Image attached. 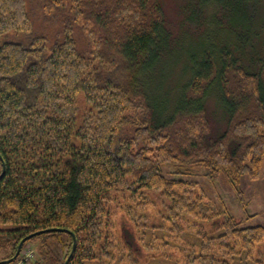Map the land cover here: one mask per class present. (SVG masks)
<instances>
[{
    "label": "trees",
    "instance_id": "obj_1",
    "mask_svg": "<svg viewBox=\"0 0 264 264\" xmlns=\"http://www.w3.org/2000/svg\"><path fill=\"white\" fill-rule=\"evenodd\" d=\"M161 1L0 0V261L66 229L69 264H137L109 234L114 204L153 191L180 221L206 208L198 176L260 178L264 0H185L179 32ZM255 216L223 237L264 242ZM72 246L35 235L24 264H65Z\"/></svg>",
    "mask_w": 264,
    "mask_h": 264
},
{
    "label": "rangeland",
    "instance_id": "obj_2",
    "mask_svg": "<svg viewBox=\"0 0 264 264\" xmlns=\"http://www.w3.org/2000/svg\"><path fill=\"white\" fill-rule=\"evenodd\" d=\"M161 2L167 20L179 32L188 13L183 9L187 2ZM261 11L264 13L263 8ZM80 102L83 99L80 98ZM213 107H209L210 121L222 126L221 119L218 121L219 117L212 113ZM197 178L202 183L197 186L196 192L200 193L201 201L206 206L199 209L197 217L187 213L182 214L183 220L170 219L168 201L153 191L143 192L139 201L124 200L114 204L111 209V229L108 231L117 248L128 249L127 253H132L137 264H210L211 260L207 256L227 258L231 264H264V242L251 247L242 244L240 239L223 237L229 217L239 221L256 215L245 224L264 227V164L258 180L251 181L243 176L235 189L223 176L217 175L212 183L201 176ZM125 208H130V214ZM202 242L205 244L202 245ZM28 246L35 249L34 244ZM4 256L5 253L0 251V260ZM120 264L131 263L126 261Z\"/></svg>",
    "mask_w": 264,
    "mask_h": 264
},
{
    "label": "water",
    "instance_id": "obj_3",
    "mask_svg": "<svg viewBox=\"0 0 264 264\" xmlns=\"http://www.w3.org/2000/svg\"><path fill=\"white\" fill-rule=\"evenodd\" d=\"M0 161L2 163V170H1V173H0V181L4 178V176L6 175V165L4 163V160L2 159V157L0 156ZM50 232H66L68 234H70L72 236V239H73V246H72V251H71V254L70 256L68 257V259L66 260L65 264H69V262L71 261V259L73 258L74 256V253H75V250H76V245H77V238L75 236V234L70 231V230H66V229H49V230H45V231H41V232H38L36 234H32L30 236H27L26 238H24L20 244L18 245V248H17V252L15 254L14 257H12L11 259H8V260H4V261H0V264H11L13 263L14 261H16V259L18 258V256L20 255L22 249H23V246L29 241L31 240L35 235H41L43 233H50Z\"/></svg>",
    "mask_w": 264,
    "mask_h": 264
},
{
    "label": "built area",
    "instance_id": "obj_4",
    "mask_svg": "<svg viewBox=\"0 0 264 264\" xmlns=\"http://www.w3.org/2000/svg\"><path fill=\"white\" fill-rule=\"evenodd\" d=\"M32 255H33V252L27 247L21 252L19 259L13 264H24V262L28 261L29 258L32 257Z\"/></svg>",
    "mask_w": 264,
    "mask_h": 264
}]
</instances>
